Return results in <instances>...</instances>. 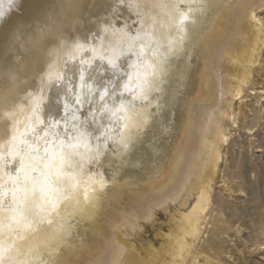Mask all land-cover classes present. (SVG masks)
Segmentation results:
<instances>
[{
	"label": "bare ground",
	"instance_id": "bare-ground-1",
	"mask_svg": "<svg viewBox=\"0 0 264 264\" xmlns=\"http://www.w3.org/2000/svg\"><path fill=\"white\" fill-rule=\"evenodd\" d=\"M262 1L21 0L0 24V264L137 260L124 229L136 232L141 218H152L157 207L168 208L196 176L193 191L199 181L205 186L176 228L175 240H168L159 264H171L191 248L200 233L196 214L206 209L203 202L218 160L221 129L209 121V113L218 105L220 71L228 58L240 65L239 81L252 83L264 29L254 13L253 29L245 19ZM181 14L190 22L180 25ZM132 34L138 36L130 38ZM94 37L120 44L122 50L134 47L128 43L132 39L145 45L151 124H138L139 114L126 124L125 135L115 136L114 152L101 146L98 158L83 159L64 155L60 140L65 134L53 120L61 116L62 100L71 99L75 81L71 91L68 87L80 72L70 59L62 73L63 59ZM41 72L45 77H39ZM222 88L231 91L227 83ZM241 93L239 87L237 95ZM31 102L33 111L28 112ZM132 127L137 128L135 136ZM50 129L59 131L60 139L48 140Z\"/></svg>",
	"mask_w": 264,
	"mask_h": 264
},
{
	"label": "rangeland",
	"instance_id": "rangeland-1",
	"mask_svg": "<svg viewBox=\"0 0 264 264\" xmlns=\"http://www.w3.org/2000/svg\"><path fill=\"white\" fill-rule=\"evenodd\" d=\"M252 13L260 18L258 24L264 29V1L256 3L245 19V24L248 23L251 29L255 23ZM135 36L137 37L138 34ZM135 36L132 34L130 38ZM128 43L136 49L129 47L130 49L122 50L120 44L115 45L111 41L101 43L97 37H94L90 43L77 47L74 54L70 53V58L63 59L65 63L61 69L62 73L67 71L70 59H73L72 61H75L76 65L78 63L77 67L79 66L81 69L78 73L76 67L73 68L79 75L74 80L71 78L72 83L68 87V90L71 91L76 83L75 91H71L70 100L72 102L70 100L66 102L63 99L61 116L53 120L60 126L61 134H65L63 137L65 141L60 140L62 141V144L60 142L61 150L68 153L64 154L65 156H78L83 159H90L93 156V158H98L101 154V146L102 150L106 149L105 151L111 154L118 146L115 136L125 135L126 124H133L132 122L138 119L139 114L141 121L139 120L138 124H151V71L147 69L148 66L145 63L149 59L147 60L143 43L139 45L135 39ZM236 44H239L238 38L234 42V45ZM263 60L264 45L260 62L252 68L251 84H243L239 81L237 76L239 64L230 62L228 58L223 61V68L219 75L221 86L218 105L209 113V121L218 122L221 129L218 160L214 170L215 176L208 186V200L203 202L206 209L202 213L198 210L196 214L200 233L194 237L195 240L192 241L191 248L183 250L182 254L176 256L171 264H264ZM96 72L97 74H95ZM133 73L135 74L133 75ZM44 74L41 72L39 77L41 75L45 77ZM86 77L88 78L86 79ZM142 80L144 82H141ZM74 81L75 83H73ZM225 83L231 87V91L227 93L222 88ZM239 87L242 90L241 95H237ZM29 92L28 94H32L33 90ZM70 102L71 104H68ZM33 104L29 103L26 106V111H33ZM21 108H17L13 112L17 113ZM132 108L133 112L130 111ZM141 109L143 110L141 111ZM125 114L129 115L126 117ZM135 115H137L136 119ZM121 124H124V127ZM132 128H130L131 134L133 133L135 136L137 128ZM47 137L48 140L55 139L56 141V138L60 139V132L57 131L53 134L50 129L47 131ZM48 147L51 146L48 144L45 148ZM196 181V176H193L179 199L169 201L168 208L157 207L152 218L151 216L149 219L141 218L139 220L141 228H137L136 232H133L132 228L124 229L125 236L131 240L129 251L138 257V262L137 260L124 261L122 259L120 264H159L165 260L163 252L170 247L168 240H175L176 228L183 220L184 215L192 211L202 192L204 184L201 181H199L197 189L193 191L192 187ZM185 199H188L187 204H183Z\"/></svg>",
	"mask_w": 264,
	"mask_h": 264
},
{
	"label": "snow or ice",
	"instance_id": "snow-or-ice-1",
	"mask_svg": "<svg viewBox=\"0 0 264 264\" xmlns=\"http://www.w3.org/2000/svg\"><path fill=\"white\" fill-rule=\"evenodd\" d=\"M21 0H0V24L6 21L9 15L18 8ZM185 22H190L187 14H181L178 23L183 25ZM57 103L60 101L57 100Z\"/></svg>",
	"mask_w": 264,
	"mask_h": 264
}]
</instances>
